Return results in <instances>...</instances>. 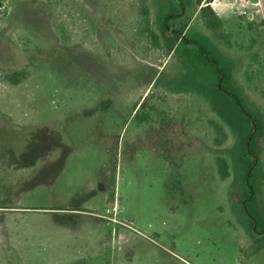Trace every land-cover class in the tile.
<instances>
[{
  "label": "rangeland",
  "instance_id": "obj_1",
  "mask_svg": "<svg viewBox=\"0 0 264 264\" xmlns=\"http://www.w3.org/2000/svg\"><path fill=\"white\" fill-rule=\"evenodd\" d=\"M182 1L185 15L164 32L175 38L187 23L182 36L208 40L230 87L259 111L247 203L257 219L245 205L247 129L230 97L213 100L217 72L196 45L154 47L138 0H0V71L31 70L17 86L0 82V264H264V0L211 2L232 47L206 30L196 0ZM147 5L163 43L178 3ZM211 119L227 134L218 146Z\"/></svg>",
  "mask_w": 264,
  "mask_h": 264
},
{
  "label": "trees",
  "instance_id": "obj_2",
  "mask_svg": "<svg viewBox=\"0 0 264 264\" xmlns=\"http://www.w3.org/2000/svg\"><path fill=\"white\" fill-rule=\"evenodd\" d=\"M139 1V10L143 14L144 18L140 23V33L145 35L150 42L156 48L165 47L166 53L169 54L172 52L174 45L177 40L180 39L185 44L196 45L198 49V55L200 59L208 66L215 68L217 72V79L211 86V95L214 101L219 100L220 102H226V98H231L233 106L236 111H233V117L236 120L241 121L242 124L246 127L247 131L245 134V154L247 155L248 168H249V176L247 179V190H246V200L245 205L249 213L252 214L254 220L257 219V215L250 210V207L247 205L248 201H252L255 199V187L252 183L253 171L260 165V161L257 157V138L259 132L262 128L261 118L259 111H251L248 109L244 100L238 95V93L230 87V74L226 69L228 66L224 63H221L219 58L215 55V52L211 49L208 40H198L196 37L187 38L182 36V32L186 27L187 23L180 25L179 33L175 34V38L170 37L164 31H168L170 29V24L173 19L181 18L186 13V4L182 0H176L178 5L173 10H171L168 14H166L162 20L161 29L163 30V39L162 43L159 34L151 27L150 21L147 18L149 7L147 5V0H138ZM197 4L200 5L199 17L206 28V30L210 31L216 39L226 44L227 47H232L233 43L230 39V35L227 32H223L221 27L223 25V19L218 15V13L213 8L211 2L213 0H196ZM204 3V4H203ZM51 5V4H50ZM52 18L54 20V27L56 31V35L58 41L61 44H68L70 42V36L68 33L67 27L62 22H55V13L53 12ZM208 39V38H207ZM18 41L24 48H31L34 45L33 36L27 32H23L22 35L19 36ZM249 45H245L244 43H238V46L244 49H251L253 44L256 42L255 38H251ZM254 58L257 59V55H253ZM186 61V60H185ZM183 61V62H185ZM31 73L30 68H25L22 66L16 68H6L0 71V82L6 84L8 86H17L21 83L26 77H28ZM180 76H187L183 71L180 72ZM217 93H220L218 95ZM220 96V97H219ZM224 96V97H223ZM233 107V108H234ZM221 116L230 121L231 118L226 116L223 111H220ZM150 114L144 113L137 116L139 123H143L149 120ZM210 123L212 124L217 136L214 139L215 145H221L226 137V131L224 126L217 121L216 119H211ZM253 155V156H252ZM214 166L216 168L217 174L220 178L225 179L230 175V167L228 158L225 155L218 154L214 156ZM256 228L258 230V224H256Z\"/></svg>",
  "mask_w": 264,
  "mask_h": 264
}]
</instances>
